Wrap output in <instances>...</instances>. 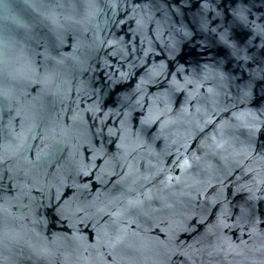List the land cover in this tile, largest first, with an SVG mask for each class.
<instances>
[{
	"label": "water",
	"instance_id": "1",
	"mask_svg": "<svg viewBox=\"0 0 264 264\" xmlns=\"http://www.w3.org/2000/svg\"><path fill=\"white\" fill-rule=\"evenodd\" d=\"M0 264H264V0H0Z\"/></svg>",
	"mask_w": 264,
	"mask_h": 264
}]
</instances>
